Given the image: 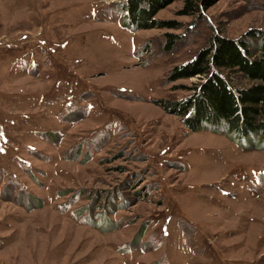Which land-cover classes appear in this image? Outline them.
<instances>
[{
	"label": "rangeland",
	"instance_id": "obj_1",
	"mask_svg": "<svg viewBox=\"0 0 264 264\" xmlns=\"http://www.w3.org/2000/svg\"><path fill=\"white\" fill-rule=\"evenodd\" d=\"M125 1L0 0V264H264V135L157 103L214 35L258 54L264 0L142 29Z\"/></svg>",
	"mask_w": 264,
	"mask_h": 264
},
{
	"label": "trees",
	"instance_id": "obj_2",
	"mask_svg": "<svg viewBox=\"0 0 264 264\" xmlns=\"http://www.w3.org/2000/svg\"><path fill=\"white\" fill-rule=\"evenodd\" d=\"M214 1L183 0L178 14H199ZM171 2L126 0L123 6L127 14L123 21L129 20L138 29L176 28L179 22L155 18L158 11ZM165 35V49L169 51L178 35ZM260 35L258 54L251 51L243 40L214 35L208 40V46L186 63L173 66L167 76L168 81L197 77L198 81L190 86H174L189 89L190 94L183 99H163L157 103L170 113L179 115L191 130H197L204 123H226L231 130L244 134L259 131L264 135V36ZM232 74H239L246 83H233L230 79Z\"/></svg>",
	"mask_w": 264,
	"mask_h": 264
}]
</instances>
